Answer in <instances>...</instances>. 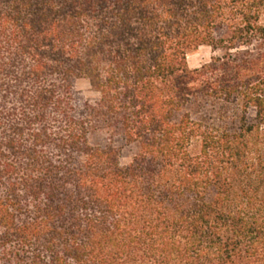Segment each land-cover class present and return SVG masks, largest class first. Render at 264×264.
<instances>
[{
	"label": "trees",
	"instance_id": "1",
	"mask_svg": "<svg viewBox=\"0 0 264 264\" xmlns=\"http://www.w3.org/2000/svg\"><path fill=\"white\" fill-rule=\"evenodd\" d=\"M0 264H264V0H0Z\"/></svg>",
	"mask_w": 264,
	"mask_h": 264
},
{
	"label": "rangeland",
	"instance_id": "2",
	"mask_svg": "<svg viewBox=\"0 0 264 264\" xmlns=\"http://www.w3.org/2000/svg\"><path fill=\"white\" fill-rule=\"evenodd\" d=\"M213 51L208 45H200L195 49H192L187 54V63L190 68H195L201 64L208 62L212 56ZM75 91L81 102L87 100H93L97 97L88 82L87 79H78L75 81ZM93 143H99L104 145L106 143H111L114 147L119 150L120 162L126 164L131 160V157L136 151L134 145H129L125 143L123 135L119 131L113 129H103L96 132L92 136Z\"/></svg>",
	"mask_w": 264,
	"mask_h": 264
}]
</instances>
